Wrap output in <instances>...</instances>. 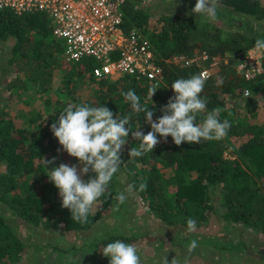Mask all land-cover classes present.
Returning <instances> with one entry per match:
<instances>
[{
	"label": "trees",
	"instance_id": "obj_1",
	"mask_svg": "<svg viewBox=\"0 0 264 264\" xmlns=\"http://www.w3.org/2000/svg\"><path fill=\"white\" fill-rule=\"evenodd\" d=\"M142 3L141 0L125 1L123 12L126 30L138 27L147 31L145 26L150 12ZM218 5L222 11L225 10L237 17L244 16L255 21H264V0H218ZM162 20L164 26L155 36L151 35V39L160 58L159 63L164 67L163 78L166 87L171 88V84L178 78L200 74V67L196 64L185 66L170 63L167 62L168 58L178 55L193 57L196 53H205L208 58L203 59L202 64L208 67L213 58H221L227 52H231L229 66L225 62H220L222 84L217 83L215 76L205 79L201 96L207 98V110L219 107L222 109L219 119L221 121L227 119L229 104L223 95L242 93L245 88L252 91V97L247 100V105L251 107L257 103L258 95L264 92V74L252 81H246L237 74L233 65L244 58L258 38L240 31L223 37V26L220 23L202 24L200 17L192 12L186 14L172 12L163 15ZM50 33L47 17L43 12L17 15L9 9H0V40L15 39L8 61L10 66L6 69L14 67L15 71L24 72L29 82L40 84L44 90L52 86L58 63L53 45L45 40ZM71 67L78 70L75 76L89 74L97 85L96 95L86 102L80 101L75 94L73 77L67 78L64 82L65 89L70 93L73 103H63L54 118L69 105L104 106L113 112L114 118L116 115L122 118L131 114L132 118L128 125L130 131L140 128L147 134L151 127L145 121V113H133L124 94L134 90L140 97L142 106L154 112V121L162 115L161 108L174 95L172 89L167 92L156 91L153 97L147 100L145 97L152 87L148 82L129 76L117 80L107 78L97 80L91 74L89 64L78 63ZM203 115L202 113L197 117V122L203 119ZM43 132L53 144V149L61 151L62 148L51 132L50 125L44 126ZM228 134L248 137L245 142L238 146L234 145L233 148L239 156L247 157L254 172L249 171L248 163L245 165L237 158H228L224 155L227 148L225 139L203 141L200 144L182 143L176 146L171 137L165 140L159 136L157 139L160 142L153 152L135 158L123 157L120 168L128 172L130 184L136 185L137 189L140 183H147L146 191L139 194L148 201L149 207L164 223L187 225V219L193 218L199 225L209 215L219 214L220 217L264 233V195L261 186H253L252 181L254 176L255 181L264 178V128L255 123L245 124L238 129L231 124ZM168 141H171V145L166 144ZM41 144L40 140H36L34 132L18 128L11 118L2 114L0 163L5 162L6 169L0 170V201L16 218L30 226L53 229L57 224L69 231H85L92 228L108 213L111 203L120 192L115 189L109 192L108 188L99 199L103 210L95 214L91 212L86 223L72 221L70 211L62 208V200H57L55 195L50 197V203L47 204L44 192L49 188L46 172L50 166L41 162L33 176L26 175L34 169L38 160L44 157L45 160H52L46 156ZM138 164H142L143 169L139 168ZM53 166L54 164L51 165ZM142 170L144 176L139 182L138 175ZM167 184H173L172 192H169ZM216 188L223 191L224 212H218L213 201ZM138 238L136 235L111 234L94 242L91 247L102 255L103 248L110 242L121 240L133 243ZM26 249V240L0 212V264L18 263Z\"/></svg>",
	"mask_w": 264,
	"mask_h": 264
},
{
	"label": "rangeland",
	"instance_id": "obj_2",
	"mask_svg": "<svg viewBox=\"0 0 264 264\" xmlns=\"http://www.w3.org/2000/svg\"><path fill=\"white\" fill-rule=\"evenodd\" d=\"M141 1L143 2L142 6L150 12L145 27L152 36H155L164 26L163 15L172 12L191 13L196 4V0ZM217 11L219 17L217 22L223 26V37L240 31L264 39V21H255L244 16L237 17L225 10L222 11L219 5ZM45 40L51 43L50 35ZM14 43V38L0 40V113L11 118L18 128H26L35 133L36 140L42 142L41 147L46 152V156L55 158L53 167H58L61 163L69 166L78 165L79 162L76 158L68 156L63 150L55 151L53 149V144L43 135V129L46 125H50L51 128V124L57 119L54 116L63 103H73L70 93L65 89L64 82L67 78L73 77L76 97L83 102L95 97L97 88L95 81L90 78L89 74L75 76L74 74L78 70L71 69L73 64L66 63L55 53L58 63L55 67L52 86L48 90H44L40 84L29 82L24 72H17L14 67L6 69L10 66L8 61ZM55 48L59 50L57 45ZM231 58V52L218 58L217 65L213 67L217 80L220 79L222 71L220 62H225L229 66ZM233 67L236 70V65ZM23 86L26 87L23 88ZM170 90L171 88L164 84H161L157 89L159 92ZM223 97L229 104V114L226 118L231 124L238 129H241L245 124L255 123L264 128V92L258 95L257 103L251 107L247 105V100L252 97L251 90L249 95H245L242 91V93L225 94ZM145 98L148 100L149 94ZM2 114H0V118ZM47 128L49 129L48 126ZM224 139L227 143L224 155L228 158H237L245 165L248 163L247 168L254 172L247 157L239 156L233 148L234 145L238 146L245 142L248 137L227 134ZM138 144L139 141L129 135L127 143L123 146L121 159L130 157L128 155L130 149ZM166 144L171 145V141ZM44 160L45 157L38 160L34 169L27 172L26 175L33 176L36 167ZM138 166L143 169L142 164H138ZM5 169L6 163L1 162L0 170L4 171ZM50 171L51 167H47L46 174L48 175ZM138 176L139 182H141L144 176L143 170ZM88 178V176L84 177L85 180ZM255 180L254 176L253 186L260 185L264 195V178L257 180L258 182ZM48 181L49 188L44 192L47 204L50 203L52 195H55L57 200H61L54 184L50 182L49 178ZM128 184H130L128 172L122 171L120 168L108 186L109 192L111 189L123 192ZM166 186L169 187V192H172L173 184ZM213 201L218 212L225 211L221 188H216ZM117 203L116 200H113L108 213L92 228L85 231H69L57 224L53 229L30 226L16 218L9 208L0 201V212L8 218L12 227L27 242L25 253L15 264H109V258L98 254L91 245L111 234L138 236L137 241L129 244L136 245L141 264H165V259L168 264H171L174 258L177 264H264V233L261 230L244 227L241 223H235L220 217L219 214H214L209 215L205 221L197 225L195 232L189 233L187 225L164 223L158 214L149 207L148 201L143 199L136 190L124 204L119 206L118 210H116ZM101 210H103V205L98 200L93 206L92 213L95 214ZM192 240H196L198 246L190 253L188 244Z\"/></svg>",
	"mask_w": 264,
	"mask_h": 264
},
{
	"label": "clouds",
	"instance_id": "obj_3",
	"mask_svg": "<svg viewBox=\"0 0 264 264\" xmlns=\"http://www.w3.org/2000/svg\"><path fill=\"white\" fill-rule=\"evenodd\" d=\"M217 9L218 0H196L192 13L199 15L202 24L215 23L219 19ZM250 54L264 56V39L255 40ZM240 65L245 68V64ZM205 83L202 73L175 80L171 84L174 95L161 108L162 115L155 121L154 112L142 106L140 97L134 90L125 93L124 98L129 102L132 112L145 113V121L151 127L147 134L140 128L130 131L128 125L131 114L122 118L116 115L114 118L113 112L104 106L69 105L58 115L50 130L62 150L68 156L76 158L79 163L73 166L61 163L58 167H51L55 164V158L44 162L51 167L47 176L59 192L62 208L70 211L72 221L81 224L88 221L93 206L107 191L120 169L122 149L129 134L139 141L138 146L130 149V158L153 152L160 142L157 136L165 140L171 137L176 146L182 143L220 141L227 136L231 123L228 119H219L222 111L219 107L207 110V98L201 96ZM217 83L222 84V79L218 78ZM156 91V86L151 87L149 96L152 98ZM202 113L203 119L197 122V117ZM85 176L89 178L85 180ZM146 189V182L140 183L138 189L136 185L128 184L116 196V210L127 201L134 190L144 192ZM187 230L189 233L197 230L195 219H187ZM197 246L196 240L190 241L188 251L193 252ZM102 255L109 258V264H141L136 245L121 240L108 243L103 248ZM165 264H168L167 259ZM171 264H177L175 258Z\"/></svg>",
	"mask_w": 264,
	"mask_h": 264
},
{
	"label": "built area",
	"instance_id": "obj_4",
	"mask_svg": "<svg viewBox=\"0 0 264 264\" xmlns=\"http://www.w3.org/2000/svg\"><path fill=\"white\" fill-rule=\"evenodd\" d=\"M126 0H0V9H9L17 15L33 12L46 14L50 44L56 53L69 64H89L97 80H117L129 76L145 81L158 89L164 84V67L152 42L151 35L138 27L126 30L123 5ZM59 47V50L55 48ZM236 64V72L246 81L263 74V56L250 54ZM205 53L193 57L173 56L167 62L200 67L204 78L214 76L213 67L219 59L213 58L210 66L202 64ZM240 63L245 64L242 68ZM165 85V84H164ZM245 95L250 89L243 90Z\"/></svg>",
	"mask_w": 264,
	"mask_h": 264
}]
</instances>
